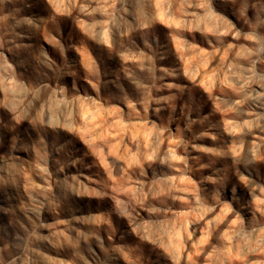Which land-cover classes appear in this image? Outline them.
<instances>
[{"label":"rangeland","instance_id":"1","mask_svg":"<svg viewBox=\"0 0 264 264\" xmlns=\"http://www.w3.org/2000/svg\"><path fill=\"white\" fill-rule=\"evenodd\" d=\"M0 264H264V0H0Z\"/></svg>","mask_w":264,"mask_h":264}]
</instances>
